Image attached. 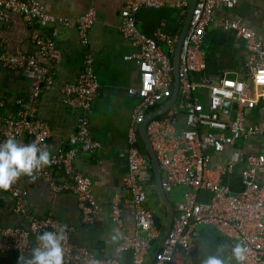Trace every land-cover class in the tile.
Listing matches in <instances>:
<instances>
[{
  "label": "built area",
  "instance_id": "2783aa9c",
  "mask_svg": "<svg viewBox=\"0 0 264 264\" xmlns=\"http://www.w3.org/2000/svg\"><path fill=\"white\" fill-rule=\"evenodd\" d=\"M239 1H196L180 47L178 97L164 117H156L147 124V135L159 163L163 191L170 193L178 187L185 189L177 204L179 213L153 264H175L178 252L188 254L194 245L196 224L213 225L228 238L243 241L248 248L245 264H264V147L261 153L246 156L240 192H233L220 181L222 176L234 171L235 164L213 163V154L225 152L238 140L258 135L264 137V126L250 124L247 117V113L264 100V43L240 20L223 19L221 26L244 43L248 55L245 77L235 78L231 84H227L226 74L208 84L193 78L206 68L202 45L206 27L214 22V11L220 6L232 9ZM189 2L128 0L121 11L120 31L136 48V52L125 59L134 62L140 74L139 86L128 91L138 102L130 120L128 145L123 155L127 162L123 185L131 197L137 231L132 235L123 234L116 246L118 252H130L131 261L96 256L91 249L74 240L72 228L68 227V238L63 244L64 264H91L93 260L98 264L149 262V251L159 229L154 213L147 206L146 171L152 164L150 158L140 152L139 133L147 114L159 108L161 103H168L173 95V56L178 37H172L162 29L152 36L147 35L139 28L138 15L143 9H163L170 5L184 13ZM14 14L21 15L28 27L50 25L51 29L35 38V53L21 49L8 51L7 39L0 38V66L6 70L23 71L31 83L28 94L16 100L14 115L3 114L6 102L0 100V142L15 136L48 145L47 140L53 131L39 113L43 93L55 83V68L60 58L56 39L61 28H76L80 42L87 47L89 31L97 21V9L91 6L77 17H68L48 12L40 0H0V25L8 23ZM101 85L93 56L86 52L79 75L61 87L63 103L82 113L77 129L69 138V148L54 152L51 166L36 173V177L47 180L56 192H61L63 187L53 180V168L62 169L71 176L72 190L84 222H91L100 213L101 205L93 192L91 178L75 172L73 163L80 152L98 148L91 136L87 113L91 112ZM199 90L207 91V110L199 102ZM225 102H230L231 106L226 108ZM224 109L229 110V114L232 112L231 119L222 116ZM203 191L210 192L209 200L200 198ZM6 193L13 202L12 213L23 218L26 225L11 227L0 222V256L13 252L25 254L36 245L38 233L64 224L57 218L32 215L20 180ZM123 205L121 194L115 193L110 217L119 227L124 225Z\"/></svg>",
  "mask_w": 264,
  "mask_h": 264
},
{
  "label": "crops",
  "instance_id": "0c3cea01",
  "mask_svg": "<svg viewBox=\"0 0 264 264\" xmlns=\"http://www.w3.org/2000/svg\"><path fill=\"white\" fill-rule=\"evenodd\" d=\"M40 1L48 12L60 16L77 17L91 6L97 9V21L89 31L87 47L80 42L76 28L60 29L56 39L60 58L55 68V83L51 89L43 93L39 115L53 131L47 140L50 152L53 154L58 150L68 149L69 138L75 133L82 113L63 103L61 87L79 75L83 57L86 52H90L102 83L92 110L87 113L91 136L98 143V148L90 152H80L73 163V168L75 172L86 175L93 181V192L101 205V211L91 222L83 221L77 197L72 190L73 180L59 168H53L51 176L56 184L63 187L61 192L54 191L47 180L38 177L35 180L26 176L21 177L20 187L26 194L27 205L32 215L39 218H57L67 224L72 228L74 240L91 249L98 257H116L124 262H130V252H118L116 249L123 234L132 235L137 231L131 197L123 185L127 172V162L123 155L128 145L130 120L138 102L137 98L130 96L128 91L140 84V74L136 64L125 59L127 55L134 54L136 48L120 31L121 11L128 0ZM187 9L184 13L174 5L163 9H143L139 13V28L149 36L154 35L159 29L164 32L174 31V36L166 33L179 39ZM213 18L214 22L205 29L202 45L206 68L193 78L208 84L226 74L227 84H231L235 78L245 77L248 55L244 43L230 30L224 29L220 22L223 19L240 20L264 43V0H240L232 9L220 6L214 11ZM50 29V25L28 27L21 15L14 14L8 23L0 25V38L7 39L8 51L21 49L27 53H35V38L44 35ZM220 46H224V50ZM164 49L168 51L166 47ZM30 84L23 71L6 70L0 66V100L6 102L3 114L16 113L15 102L28 94ZM197 96L200 104L207 110V91L199 90ZM166 104V102L161 103L155 110L163 108ZM224 112L225 114L222 115L224 118L233 117L232 112L229 114V110ZM166 114L159 117H164ZM247 117L250 124L264 126V100H261L254 110L249 111ZM22 140L25 143L31 141L29 138ZM138 146L140 152L142 147L146 148L141 133H139ZM263 147L264 137L258 135L240 139L225 152L213 154L214 164L230 162L235 164L232 173L221 177V183L233 192H240L243 188L241 172L245 167L246 156L250 153H261ZM146 175L147 206L154 213L155 223L156 218L159 220V225L156 223L159 235L150 248V261L166 226L168 206L158 191L153 165L146 171ZM184 190L178 187L173 192L166 193L167 199L174 206L175 216L179 213L177 204L182 199ZM117 192L121 194L124 203L123 227L117 226L110 217L112 197ZM199 196L202 200H209L210 192H200ZM12 206L13 202L6 191H0V222L5 226L24 227L26 222L12 213ZM193 231V247L188 254L178 252L175 264H201L202 259L208 255H230V249L227 253L219 252V245L238 243L237 240L220 233L213 225L196 224ZM114 236L118 238L113 239ZM29 253L30 251L25 254ZM19 255L14 252L4 254L0 256V264H17Z\"/></svg>",
  "mask_w": 264,
  "mask_h": 264
},
{
  "label": "clouds",
  "instance_id": "9594fccd",
  "mask_svg": "<svg viewBox=\"0 0 264 264\" xmlns=\"http://www.w3.org/2000/svg\"><path fill=\"white\" fill-rule=\"evenodd\" d=\"M50 146L35 141L25 143L22 139L10 136L0 142V191H8L21 177L36 179V173L50 167L53 158ZM68 225L59 224L51 231H43L36 235V245L29 254L20 253L17 264H64L63 244L68 238ZM118 237H113L117 239ZM230 255H208L201 264H245L248 248L243 241L229 245H219V252ZM91 264H98L91 261Z\"/></svg>",
  "mask_w": 264,
  "mask_h": 264
},
{
  "label": "water",
  "instance_id": "95a60500",
  "mask_svg": "<svg viewBox=\"0 0 264 264\" xmlns=\"http://www.w3.org/2000/svg\"><path fill=\"white\" fill-rule=\"evenodd\" d=\"M197 0H191L185 15V19H184V23L180 32V36L179 39L177 41V45L175 48V52H174V56H173V67H174V90H173V95L171 97V99L169 100V102L163 107L160 108L158 110H154L150 113L147 114L143 124L140 127V133L143 139V142L147 148L148 154L150 156L152 165H153V170L155 173V178H156V182H157V188L158 191L162 197V200L164 201V203L168 206V218H167V222H166V226L164 228L163 234L161 236L160 242L156 248V250L153 252L150 261L148 262V264H153L156 256L159 252V250L162 248V246L164 245V242L173 226V222H174V206L173 204L167 199V195L166 192L163 191L162 189V176H161V172H160V168H159V163L157 161L155 152L152 148L150 139L147 135V124L149 121H151L152 119L162 116L165 113H167L170 108L172 107V105L175 103L177 97H178V91H179V76H178V70H179V65H180V47H181V42L182 39L186 33L189 21H190V17L193 11V8L195 6ZM139 18V15H138ZM139 24V23H138ZM219 47V46H218ZM222 49L224 48V46H220ZM228 47V46H227ZM224 50V49H223ZM224 105L226 106V108H229L231 106L230 102H225ZM224 111H228L226 109H224Z\"/></svg>",
  "mask_w": 264,
  "mask_h": 264
},
{
  "label": "trees",
  "instance_id": "16d2710c",
  "mask_svg": "<svg viewBox=\"0 0 264 264\" xmlns=\"http://www.w3.org/2000/svg\"><path fill=\"white\" fill-rule=\"evenodd\" d=\"M165 31H166L167 33H169V34H171V35L174 36V31H173V32H171L170 30H165ZM159 118H162V117H159ZM141 152H142L144 155L149 156L148 151L146 150L145 147H144V149H143V147H142ZM158 221H159V220L156 218V223L159 225V222H158Z\"/></svg>",
  "mask_w": 264,
  "mask_h": 264
},
{
  "label": "rangeland",
  "instance_id": "374dc122",
  "mask_svg": "<svg viewBox=\"0 0 264 264\" xmlns=\"http://www.w3.org/2000/svg\"><path fill=\"white\" fill-rule=\"evenodd\" d=\"M160 105H161V104H160ZM170 193H171V192H170ZM159 240H160V238H159ZM159 240L156 242V245L158 244Z\"/></svg>",
  "mask_w": 264,
  "mask_h": 264
}]
</instances>
